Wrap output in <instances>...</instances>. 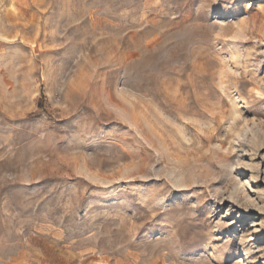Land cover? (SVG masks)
<instances>
[{"label": "rangeland", "instance_id": "374dc122", "mask_svg": "<svg viewBox=\"0 0 264 264\" xmlns=\"http://www.w3.org/2000/svg\"><path fill=\"white\" fill-rule=\"evenodd\" d=\"M264 264V0H0V264Z\"/></svg>", "mask_w": 264, "mask_h": 264}, {"label": "bare ground", "instance_id": "6f19581e", "mask_svg": "<svg viewBox=\"0 0 264 264\" xmlns=\"http://www.w3.org/2000/svg\"><path fill=\"white\" fill-rule=\"evenodd\" d=\"M175 264V263H174Z\"/></svg>", "mask_w": 264, "mask_h": 264}]
</instances>
